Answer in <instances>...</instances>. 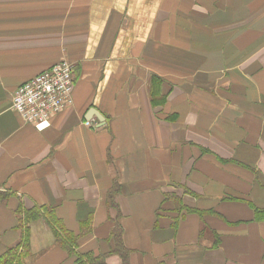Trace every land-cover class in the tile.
I'll use <instances>...</instances> for the list:
<instances>
[{"label":"crops","instance_id":"obj_1","mask_svg":"<svg viewBox=\"0 0 264 264\" xmlns=\"http://www.w3.org/2000/svg\"><path fill=\"white\" fill-rule=\"evenodd\" d=\"M61 60L73 101L39 131L11 98ZM0 193V254L46 205L79 252L119 225L129 264H264V0H0ZM29 241L74 264L44 219Z\"/></svg>","mask_w":264,"mask_h":264},{"label":"trees","instance_id":"obj_2","mask_svg":"<svg viewBox=\"0 0 264 264\" xmlns=\"http://www.w3.org/2000/svg\"><path fill=\"white\" fill-rule=\"evenodd\" d=\"M161 85V79L153 76L150 82L151 102L161 104L164 96L160 95L158 90ZM5 193H0V199L5 198ZM108 201L111 203V195H108ZM16 212L19 215L17 227L22 232L20 241L0 254V264H27L26 258L30 254V224L37 219H44L51 229L57 245L65 251L68 256H73L74 264H106L105 259L109 254H117L121 259V264H129V250L125 248L121 239V228L119 225L113 234V248L106 253L95 254L92 251H77L78 239L81 232L87 231L85 227L80 233H74L68 230L61 220L57 217L53 208L46 205H34L30 208H24L21 205ZM255 217L264 219V210H255Z\"/></svg>","mask_w":264,"mask_h":264},{"label":"built area","instance_id":"obj_3","mask_svg":"<svg viewBox=\"0 0 264 264\" xmlns=\"http://www.w3.org/2000/svg\"><path fill=\"white\" fill-rule=\"evenodd\" d=\"M72 69L61 60L21 83L12 95V109L36 130L48 128L51 117L72 104Z\"/></svg>","mask_w":264,"mask_h":264},{"label":"water","instance_id":"obj_4","mask_svg":"<svg viewBox=\"0 0 264 264\" xmlns=\"http://www.w3.org/2000/svg\"><path fill=\"white\" fill-rule=\"evenodd\" d=\"M95 111V110H94ZM90 114V113H89ZM92 114H95L97 116V118L100 120V121H103L104 120V117L98 113V112H95V113H92Z\"/></svg>","mask_w":264,"mask_h":264}]
</instances>
